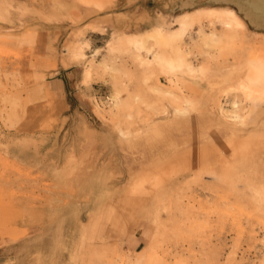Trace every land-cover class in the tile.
Instances as JSON below:
<instances>
[{
    "label": "rangeland",
    "instance_id": "1",
    "mask_svg": "<svg viewBox=\"0 0 264 264\" xmlns=\"http://www.w3.org/2000/svg\"><path fill=\"white\" fill-rule=\"evenodd\" d=\"M0 9V241L51 226L70 241L69 264H126L132 240L148 244L146 264H264V82L257 98L237 81L214 84L208 98L205 83L186 79L174 102L156 91L173 86L153 64L177 44L209 74L264 64V28L240 14L246 31L234 32L220 15L237 12L235 0H0ZM183 16L187 31L171 40ZM78 47L84 57L72 58ZM150 169L146 182L135 175Z\"/></svg>",
    "mask_w": 264,
    "mask_h": 264
},
{
    "label": "bare ground",
    "instance_id": "2",
    "mask_svg": "<svg viewBox=\"0 0 264 264\" xmlns=\"http://www.w3.org/2000/svg\"><path fill=\"white\" fill-rule=\"evenodd\" d=\"M235 6L237 9V12H235L234 10H229V11H225L223 14L220 15L221 18L226 17V18L231 19V21L235 25L234 32H237L236 30H239V29H244V30L246 29V24H245L243 18H245L255 28H264V0H235ZM2 8H5V7H2ZM208 11H210V10H208ZM201 12H202V10H196L195 11V13L197 15L202 14ZM7 13H8L7 10L0 9V19H4L5 16L7 15ZM240 14L243 15V18H241ZM209 15H213V14L211 13ZM223 19H225V18H223ZM225 26H226L225 28H229V23L226 22ZM187 28H188L187 18L183 16L182 18H180L178 20V27L176 28L175 32L169 33L168 37L171 40H175L178 38L180 39V38H182V36L187 31ZM111 34H113V35L110 39V42L115 40V37H116V35L114 33H111ZM117 40H119V39H117ZM129 42H131V41H129ZM209 42L210 43L215 42L213 33L210 34ZM132 45H133V43H132ZM176 46L177 47L174 49V51L172 52L171 55H166V54H162V53H158V52L154 53V55H153V64L158 66L161 69V71L165 75H167L169 82L173 86V91H168V90L158 88L156 90L158 92V94L162 93L163 95L168 96L170 99H173V101L176 102V100H178V98H177L178 94L175 93V89L176 88H178V90L181 89V86L184 85L183 83L185 82L186 79H192V80H199V81L205 83V86H206L205 93H206V96L208 98L211 95L210 91H212V87L214 86V84H219L222 82H230V81L231 82L237 81L238 85L236 87L243 88L246 91L247 96H249V97L253 96L256 98L259 96V94H258L259 92L255 86V82H257V81L258 82H264V64H262L261 61L248 60L246 63H243L239 67H236L235 69L231 68V70H227V72H224L222 74H219V75L209 74L206 71L202 70L201 68L200 69L193 68V66L190 63L185 61L183 53L180 51V47H178L179 45L177 44ZM80 56H83V54L81 53V47L75 48L71 53L72 58H77ZM72 62H74V61H72ZM88 74L89 73L86 70V73H85L86 78L88 77ZM185 87L188 88L189 86L188 87L185 86ZM191 90H193V89H191ZM196 90H197V88H196ZM179 91H181V90H179ZM87 99H88V97H87ZM113 104L115 106L119 105L118 101H113ZM207 105H210V104H207ZM236 105H237V103L235 101H233L234 108L236 107ZM185 109L186 108L177 107L175 109V113L185 114V112H186ZM97 111H98V109H97ZM119 134L121 136H125L126 133L123 131H120ZM168 166H170V165H168ZM149 171L151 172L152 169L143 170V171L141 170L138 173H136L135 175L138 176L137 178L140 179L142 182L144 180L146 182V178L150 179V178H148V176L151 177V175L149 174L150 173ZM130 174L132 175L133 173H130ZM130 174H129V176H130ZM138 179L135 178V180H137V181H138ZM137 184L138 183H136V185ZM138 187H140V185ZM141 188H142V186H141ZM133 190H135V189H133ZM131 191H132V189H131ZM101 211L99 214H97L94 217V219L91 221L89 227L95 229V228H97V225L99 223L103 222L104 219H103V215H102ZM0 215H4V214H0ZM16 220H17V218H16ZM15 223H16V221H15ZM24 224H25V222H24ZM0 225H2V223Z\"/></svg>",
    "mask_w": 264,
    "mask_h": 264
},
{
    "label": "crops",
    "instance_id": "3",
    "mask_svg": "<svg viewBox=\"0 0 264 264\" xmlns=\"http://www.w3.org/2000/svg\"><path fill=\"white\" fill-rule=\"evenodd\" d=\"M107 203L111 204V202ZM61 236L60 231L55 227L45 226L43 230H40L38 239L28 238L12 242L0 241V264H69V257L63 252L62 248L69 247L70 241L61 240ZM141 243V240L131 241V246L137 249L136 257L133 258V261L125 259L126 264H146L149 260L145 256L139 258V254L148 246L147 244L141 248Z\"/></svg>",
    "mask_w": 264,
    "mask_h": 264
}]
</instances>
